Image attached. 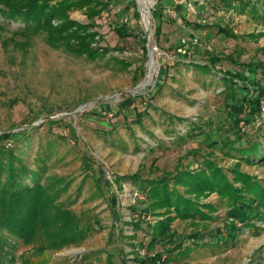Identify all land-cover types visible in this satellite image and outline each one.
I'll list each match as a JSON object with an SVG mask.
<instances>
[{
    "label": "rangeland",
    "instance_id": "1",
    "mask_svg": "<svg viewBox=\"0 0 264 264\" xmlns=\"http://www.w3.org/2000/svg\"><path fill=\"white\" fill-rule=\"evenodd\" d=\"M148 1L149 35L137 0H113L95 19L91 30L98 37L92 46L98 53L107 50L103 58L68 53L47 44L41 34H15L14 26L0 30V134L31 124L38 127L36 140L42 144L56 135L66 139L59 143L46 175L73 179L68 195L60 200L76 230L68 238H79L77 243L67 238L61 249L56 248L62 235L55 232L25 243L15 239L11 264H141L149 258L153 261L145 264H160L178 240L184 244L197 236L208 247L169 264H264V219H253V226H244L227 217V207L215 193L199 199L215 205L210 211L203 208L212 218H174L169 230L177 242H159L147 248L145 230L159 218L145 213L149 202L143 197L133 212L130 206L138 189L130 181H124L121 188L114 181L115 176L173 174L187 164L195 166L208 152L225 170L236 165L234 157L202 144V137L184 139L188 125L212 128L209 134L215 139L220 132L225 136L230 128L251 137L253 126L259 124H246L245 114L224 107L218 76L212 78L184 66L217 58L216 70L243 71L264 84L258 69V64L264 65V0H191L200 4L185 9L183 15L173 9L163 13L174 5L173 0ZM209 14L211 20H207ZM70 17L87 23L82 12H71ZM217 26H224L236 37L218 34ZM190 36L197 37L201 45L184 46L182 39ZM147 41L158 49L153 52L156 64L151 66L154 73L157 65V73L146 87L134 90L146 74ZM180 52L184 54L181 59L177 57ZM162 85L160 96L150 98ZM138 96L141 98L136 99ZM147 104L154 108L148 109L142 127H138L132 120ZM48 120H57L50 131L43 127ZM124 124H130V129ZM259 126L261 156L253 157L251 164L242 161L237 165L264 187V124ZM111 128L116 129L106 134ZM191 151L197 153L188 155ZM80 153L89 157L92 177L77 196L83 176ZM95 181L103 189L102 196H98ZM96 193L98 197L92 199ZM255 207L264 210L259 203ZM136 222L143 230H133ZM78 230L83 234H75ZM228 232L236 239L230 248L222 243Z\"/></svg>",
    "mask_w": 264,
    "mask_h": 264
},
{
    "label": "trees",
    "instance_id": "2",
    "mask_svg": "<svg viewBox=\"0 0 264 264\" xmlns=\"http://www.w3.org/2000/svg\"><path fill=\"white\" fill-rule=\"evenodd\" d=\"M112 2L113 0H0V30L6 26H14L15 34H21L24 37L41 34L47 44L62 48L68 53L103 58L107 50L101 49L102 52L98 53L92 46L98 34L91 29L95 27V19L107 11ZM75 11L82 12L87 23L72 19L70 13ZM158 17H162V14ZM216 28L218 34H225V36L227 34L231 38L236 37L230 34L224 26ZM118 32L126 35L122 29ZM159 33L158 28L157 38ZM177 57L181 59L184 54L177 53ZM216 61L217 58H210L204 63L190 62L185 64L184 68L209 75L212 78L218 76L222 87L219 93L223 95L224 107L233 112L245 114L246 124H264V117L260 112V101L264 100V84L254 80L250 75H245L243 71L216 70ZM258 65V69L264 75V65ZM162 88L163 85L157 87L154 94L149 97L154 99L160 96ZM140 98L141 96H138L136 99ZM149 108L154 107L152 104H147L142 111L136 112L132 123L142 127L144 118L148 116ZM55 123L57 120H48L43 127L46 126V130L50 131ZM259 125L253 126L255 132L251 137H248L247 133H240L236 128H230L228 130L230 132L225 136L220 132L215 139L209 134L210 131L213 132L212 128L205 130L199 124L197 126L188 125L189 132L185 134L184 139H193V136L198 135L204 140L202 144L210 150L218 149L223 155L234 157L237 160L235 166L226 170L218 166L210 157L211 152H208L200 156L195 166L187 164L184 168L175 169L173 171L175 173L171 172L173 174L144 178L140 175L114 177L119 188L124 181H130L138 189L139 195L149 202L144 208L145 213L159 218L145 230L147 248L151 249L159 242H177L169 230L174 218L193 221L202 220L204 217L212 218L203 208L210 211L215 208V205L199 201L200 198L212 193L219 197L220 204L227 207L226 216L241 222L244 226H253L251 222L253 219H264V210L260 211L255 207L256 203H259L264 208V187L237 165L242 161L251 164L253 157L261 156L259 131L262 129ZM124 127L128 130L130 124H124ZM115 129L111 128L106 134H111ZM37 131L38 127L30 124L17 132L9 131L0 134V264L14 262L15 239H20L25 243L42 234L50 237L55 232L62 235L57 242L59 246L56 248L61 249L64 247L63 243L70 237L68 235L76 231L70 225L73 218L68 211L63 209L65 205L60 200L61 197L68 195L73 179L52 174L46 175L50 171V161L57 153L59 143H65L66 139L61 135H56L46 144H42L36 140ZM181 137L177 136V139H182ZM197 151L188 152V155L193 154L194 156ZM79 159L83 176L76 189L77 196L81 192L83 183L92 177L89 157L85 153H80ZM95 185L99 190L98 196H102L103 189L99 182L95 181ZM95 195L92 199L98 197L97 193ZM115 196L112 194L113 198ZM138 200L135 199L134 204L130 206L133 212L139 203ZM57 221L61 222L56 223ZM132 226L134 231L143 230L137 222L132 223ZM65 229H69L67 234H64ZM79 231L75 234H83ZM227 237L222 243L228 245V248L235 246L232 243H236L234 242L236 239L231 238L230 232L227 233ZM68 239H70L68 242L72 243L79 241L78 236ZM199 240L198 236L188 238L184 244L182 240H178V244H175L177 246L173 245L167 251V256L160 264L188 259L199 248L208 247V244L200 243ZM152 261L149 258L139 263L145 264Z\"/></svg>",
    "mask_w": 264,
    "mask_h": 264
},
{
    "label": "water",
    "instance_id": "3",
    "mask_svg": "<svg viewBox=\"0 0 264 264\" xmlns=\"http://www.w3.org/2000/svg\"><path fill=\"white\" fill-rule=\"evenodd\" d=\"M138 7L140 9V12L142 13L143 18H144V14L146 15V21L144 19V24L146 27L147 34L149 35V29H150V25H151V8L149 6H145V8H144V7H141L139 5H138ZM146 47H147V55H148V60L146 62V73H147L148 63L150 61V57L153 55V52H152L151 46L149 44V41H147ZM145 81H146V74L143 78V81L138 83L133 89L134 90L135 89H142ZM21 127L24 128L26 126H21Z\"/></svg>",
    "mask_w": 264,
    "mask_h": 264
},
{
    "label": "built area",
    "instance_id": "4",
    "mask_svg": "<svg viewBox=\"0 0 264 264\" xmlns=\"http://www.w3.org/2000/svg\"><path fill=\"white\" fill-rule=\"evenodd\" d=\"M176 1H179V0H176ZM185 3L187 5H190L187 0ZM198 4H200V1L198 2ZM182 44L186 47H188L189 45H192V47H198L199 45H201L199 39L195 36L194 37L190 36L189 38L182 39ZM151 49H152V52L158 51L156 46H152ZM260 112H261L262 117H264V100L260 101ZM133 197H134V199H141L142 198V196L139 195L137 190L134 191Z\"/></svg>",
    "mask_w": 264,
    "mask_h": 264
},
{
    "label": "bare ground",
    "instance_id": "5",
    "mask_svg": "<svg viewBox=\"0 0 264 264\" xmlns=\"http://www.w3.org/2000/svg\"><path fill=\"white\" fill-rule=\"evenodd\" d=\"M137 4L139 6H141V7H144V8H145V6H149V7L151 6V2L148 1V0H137ZM144 19L146 21V15L145 14H144ZM154 64H156V60L154 58V55H152L150 57V61L148 63V67H147L146 81L144 82L142 89L144 87H146L148 84H150V82L153 80V78L155 77V75L157 73V65H155L156 66L155 72L154 73H151V68H152L151 66H153Z\"/></svg>",
    "mask_w": 264,
    "mask_h": 264
},
{
    "label": "crops",
    "instance_id": "6",
    "mask_svg": "<svg viewBox=\"0 0 264 264\" xmlns=\"http://www.w3.org/2000/svg\"><path fill=\"white\" fill-rule=\"evenodd\" d=\"M190 5H187L185 2L186 0H173L174 5L172 7H169L168 9L163 10L165 12L169 11V9H173L174 11L178 12L179 14L183 15L185 9H194L196 5H198L197 1L192 2L191 0H187ZM212 17V16H211ZM210 17V14L208 16L207 20H211L212 18Z\"/></svg>",
    "mask_w": 264,
    "mask_h": 264
}]
</instances>
